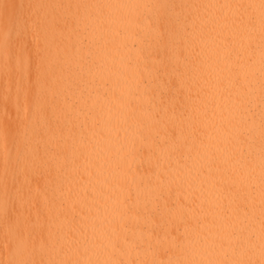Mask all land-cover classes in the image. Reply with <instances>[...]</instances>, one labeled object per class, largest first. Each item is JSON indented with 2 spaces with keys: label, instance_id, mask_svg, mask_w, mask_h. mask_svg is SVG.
<instances>
[{
  "label": "snow or ice",
  "instance_id": "1",
  "mask_svg": "<svg viewBox=\"0 0 264 264\" xmlns=\"http://www.w3.org/2000/svg\"><path fill=\"white\" fill-rule=\"evenodd\" d=\"M209 8L236 11L201 14ZM20 9L0 31L5 65H27L25 116L0 127V264H264V0H29ZM120 10L131 38L121 76L132 83L111 103L148 166L101 179L100 153L81 134L79 117L94 108L82 72L90 37ZM257 24L258 236L245 191L255 187L253 89L240 72L247 64L256 78ZM221 100L228 116L218 120ZM207 127L225 129L231 148L211 143ZM194 152L203 164H188Z\"/></svg>",
  "mask_w": 264,
  "mask_h": 264
},
{
  "label": "bare ground",
  "instance_id": "2",
  "mask_svg": "<svg viewBox=\"0 0 264 264\" xmlns=\"http://www.w3.org/2000/svg\"><path fill=\"white\" fill-rule=\"evenodd\" d=\"M29 0H0V31H7L8 25L6 22L10 18H14L21 13L20 5L27 4ZM67 3L68 0H63ZM76 2V0H72ZM112 3H125L129 0H109ZM200 3L210 4H225L235 3L236 0H197ZM258 3V0H255ZM232 8H209L201 10V14L212 17L218 15L232 16L235 12ZM252 15L258 16V9L249 10ZM126 14V10L114 11L112 13V23L105 25V30L101 33L90 37L92 42V58L88 64L85 65L82 75L83 80L87 82V88L84 95L88 98V104L94 103V108L88 117L81 116L79 120L84 121V127L81 129V134L87 139L88 146L95 149V152L100 153L98 160L104 164L102 169L103 176H117L122 170H131V173L143 171L147 166V153L145 159L141 161L129 150V145L135 139L133 128L130 127L131 122H127L124 116L112 105L111 101L114 96H117L121 91H127L131 85V77L127 81L121 76L122 58L126 57L131 47V38L128 37L122 29L120 23L121 17ZM256 37L254 59L256 60L255 71L256 78L253 79L249 75V68L247 64L240 69L241 78L248 87L253 89L250 93V99L254 102L252 120L255 121L254 135L256 137L255 146L253 150V157L255 158V171L252 173L251 184L255 187L246 188L245 191L250 193L255 208V222L251 227L259 234V84H258V70H259V26L253 33ZM128 45L124 47L123 45ZM199 51V48L197 49ZM207 52V49L205 50ZM126 62V61H125ZM241 63H244L243 61ZM205 71H211L205 67ZM214 75V73H213ZM27 76V65L19 58L14 59L7 66L5 59L0 55V127L5 123L15 125L25 116L26 102L23 94L18 95V89L22 80ZM221 107L219 109V116L226 117L228 112L225 111V103L221 100ZM248 115H252L249 113ZM251 123V121H250ZM206 133L210 138L211 143L224 141L231 148V144L224 139L225 129L217 130L216 127H207ZM223 146V145H221ZM103 149V151H101ZM247 151V147L243 149ZM193 159L188 161L189 165L196 164L199 166L204 161L200 156L194 152ZM220 159L223 160V155L219 154ZM231 163V162H229ZM248 171L247 168L244 169ZM173 175H177L175 169ZM203 180L204 177H198ZM116 183V180H113ZM249 183V181H246ZM117 194H114V196ZM210 197V193H209ZM103 203V202H101ZM91 215H95L93 211ZM2 234V232H0ZM258 240L257 253L253 259L259 260Z\"/></svg>",
  "mask_w": 264,
  "mask_h": 264
}]
</instances>
